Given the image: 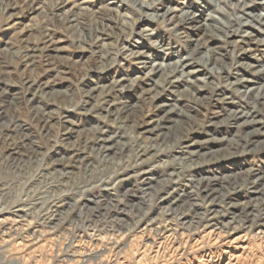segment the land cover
Masks as SVG:
<instances>
[{"label": "rangeland", "instance_id": "1", "mask_svg": "<svg viewBox=\"0 0 264 264\" xmlns=\"http://www.w3.org/2000/svg\"><path fill=\"white\" fill-rule=\"evenodd\" d=\"M162 3L171 19H144ZM139 7L0 0V264H264V101L231 85L236 64L264 70V25L246 29L243 48L215 50L222 65L163 92L168 117L154 127L146 90L168 85L151 70L185 58L180 30L197 24L176 31L181 12L216 13L204 0ZM71 11L78 23L63 17ZM210 199L223 209L216 226L170 208Z\"/></svg>", "mask_w": 264, "mask_h": 264}, {"label": "bare ground", "instance_id": "2", "mask_svg": "<svg viewBox=\"0 0 264 264\" xmlns=\"http://www.w3.org/2000/svg\"><path fill=\"white\" fill-rule=\"evenodd\" d=\"M128 1L131 2L132 5H136V6L139 5L140 6L139 9H141L142 7L146 10H152V9L154 10L156 5H158L159 1L161 0H154L153 2H149L146 0H128ZM204 1L207 2L210 5V7L212 6L215 7L214 12L216 14L208 13L206 14V18L204 19V21L197 22L196 17L198 16V14H196L192 10L190 11L188 8L186 10H183L181 12V15L178 18L180 24L178 25V28H176V31L179 28H181V25L183 24L191 25V23L192 24L195 22L197 23L196 25L195 24H193V26L191 25V27L193 28H189V27L184 28L186 30L185 31L180 30V33H179V34L186 33L185 34V37H187L185 40L186 57L182 59H178L177 61L174 62V64H168V65L158 64L154 66L151 70L152 74H155L156 76L159 77V81H161L162 84L167 83L168 85V87H165V88L162 87L160 90H158L159 85L155 83L154 84L151 83L149 84L151 85L150 88L146 90L147 91L146 99H148V101L153 104L154 110H156L157 113H161V114H158V118L155 119L154 127H157L161 121H163L164 119L168 117V111H169L168 108L170 107L171 103H169L167 100H164L162 98L163 92L167 91L168 88L174 87L173 85H175V83L179 81L178 79H180L181 82L184 83L183 81L185 80H182L183 77L186 78L187 83L196 82L195 74L199 71H202L203 67H206L208 62H210V64H213V65H217V64L222 65L224 61L223 62L221 61L222 58H220L217 55L215 50L217 51L218 48L221 46L229 47L230 45L232 47L236 46L239 48H243L247 44L246 39L248 37L249 39L252 37L251 32H248L246 29H250V28L255 29L254 25L256 24L264 25V13H261V12L254 13V9L256 8L257 5L264 6V0H204ZM221 4L226 5L228 7L220 6ZM173 11L174 9L170 5H163L162 3L158 11H155V12L153 11L149 14L144 13V17H146L144 19L146 20L161 19L163 22H165L167 19L168 20L171 19V14L173 13ZM63 17L68 23H78L80 19V14L71 11L70 14L68 15L64 14ZM90 17H94V15H89V18ZM187 31L190 32V34ZM219 31H222L223 37H220L217 35ZM230 36H239L240 38L236 40V42L235 41L233 42L230 39L231 38ZM255 41L257 42L259 40H255ZM258 44L261 45L262 43L258 42ZM202 50H206L208 51V53L204 54V56L202 57L203 58L202 62H200L201 60H199V63L201 66H199L197 62H196V66H192L193 63H195V61H193L196 58L195 56L199 54ZM211 52L213 54H211ZM253 60L258 61L256 58H253ZM235 67H236L235 70L240 69V71H237L239 74H237V77H235L234 82H231V85L233 86L236 85L237 87L240 86L242 87V89H245L244 91H241L240 93L241 95H244L245 97L253 95L255 96L256 99H259L260 101L262 100L264 101V88L257 89V86H256L257 84L260 83L258 82L259 79L263 78L261 76L264 75V70L263 69L255 70L254 68L255 66L253 65V63L252 65H244L243 63L236 64ZM180 68L182 69L180 70V74L178 75L179 78L178 76L175 78L176 73L179 71ZM187 68L192 69V70L184 72L183 69H187ZM26 82L29 85H33L32 81L27 80ZM54 82L55 81L52 80L51 83H54ZM43 85H45L44 86L45 88L48 87L47 82H45ZM187 89H191V86ZM250 113L251 112H242V111L238 112V114L240 115V116L238 115V117L242 119V123H245V125L252 123L253 121V119L250 118L251 117ZM149 123L150 122L148 121L147 124ZM141 130H142V133H146L148 131V128L146 129L145 127H142ZM183 145L189 148L191 143L184 142ZM204 194L205 195H203L202 198L205 201L207 198H209V195L207 193H204ZM170 205H171L170 208L172 209V211H177V210L179 211V209L182 207L184 211L186 210V211L192 212V215L206 216V220L209 221V224L213 226H216L218 224V221L216 220L217 217H219V215L223 216L222 215L223 209L219 211L220 208H222V205L213 199H210L208 202H206L205 206H201L198 202L196 203L190 202V204L184 207L177 200L171 201ZM230 207H232V205ZM236 217L239 219L238 223L240 225H245V227H247L248 229H251L256 225L255 223H253V219L251 220L248 218H242L241 214L239 213ZM256 228L258 229V232L260 234L264 235V220L258 223Z\"/></svg>", "mask_w": 264, "mask_h": 264}]
</instances>
